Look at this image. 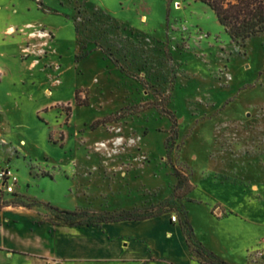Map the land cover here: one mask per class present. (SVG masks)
Returning a JSON list of instances; mask_svg holds the SVG:
<instances>
[{"label":"rangeland","instance_id":"1","mask_svg":"<svg viewBox=\"0 0 264 264\" xmlns=\"http://www.w3.org/2000/svg\"><path fill=\"white\" fill-rule=\"evenodd\" d=\"M6 167L8 217L30 206L50 232L163 215L183 233L178 264H264V34L232 40L197 0H0ZM11 253L0 264H26Z\"/></svg>","mask_w":264,"mask_h":264},{"label":"crops","instance_id":"2","mask_svg":"<svg viewBox=\"0 0 264 264\" xmlns=\"http://www.w3.org/2000/svg\"><path fill=\"white\" fill-rule=\"evenodd\" d=\"M19 209L21 208H15ZM5 210L4 207L0 208V255L11 251V256L5 257L6 259L16 258L26 264H41L46 260L51 264H59L61 261H82L86 264H178V249L174 246L177 236L186 250L181 229L163 215L139 221L101 223L99 226H60L50 232L48 225L41 224L45 225L46 234H40L37 229L41 225L34 221V210L26 208L29 217L14 213L8 217ZM19 219L28 220L26 231L22 235L13 234L11 230V223ZM33 224L36 228H32ZM61 230L71 236L69 241H64L59 246V249L64 250V254H60V250L54 252L51 248V237ZM4 237H14L17 243L14 246L3 243ZM166 248L171 252L169 257H166L165 250H162ZM186 256L190 261V256ZM195 262L199 264L196 260Z\"/></svg>","mask_w":264,"mask_h":264},{"label":"trees","instance_id":"3","mask_svg":"<svg viewBox=\"0 0 264 264\" xmlns=\"http://www.w3.org/2000/svg\"><path fill=\"white\" fill-rule=\"evenodd\" d=\"M206 5L214 14L218 24L232 40L245 42L254 36L264 34V0H197ZM67 107V112L70 110ZM98 125V123H97ZM30 209V206H24ZM63 214L75 216L78 213L62 211ZM147 217H139L132 213L94 216V223L118 222L124 220L139 221ZM77 226L83 225L77 222ZM88 226L90 224H87ZM200 264H228L212 252L197 251Z\"/></svg>","mask_w":264,"mask_h":264},{"label":"built area","instance_id":"4","mask_svg":"<svg viewBox=\"0 0 264 264\" xmlns=\"http://www.w3.org/2000/svg\"><path fill=\"white\" fill-rule=\"evenodd\" d=\"M0 183L4 192L12 194L14 191L15 177L12 174V171L6 167L0 169ZM172 222H176V216L171 217Z\"/></svg>","mask_w":264,"mask_h":264},{"label":"bare ground","instance_id":"5","mask_svg":"<svg viewBox=\"0 0 264 264\" xmlns=\"http://www.w3.org/2000/svg\"><path fill=\"white\" fill-rule=\"evenodd\" d=\"M9 31H11V29H9Z\"/></svg>","mask_w":264,"mask_h":264}]
</instances>
